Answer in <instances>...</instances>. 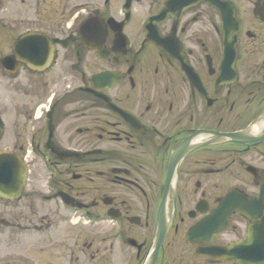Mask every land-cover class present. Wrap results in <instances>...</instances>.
I'll return each instance as SVG.
<instances>
[{
    "label": "flooded vegetation",
    "instance_id": "flooded-vegetation-1",
    "mask_svg": "<svg viewBox=\"0 0 264 264\" xmlns=\"http://www.w3.org/2000/svg\"><path fill=\"white\" fill-rule=\"evenodd\" d=\"M0 151V264H262L264 0H0Z\"/></svg>",
    "mask_w": 264,
    "mask_h": 264
},
{
    "label": "water",
    "instance_id": "water-1",
    "mask_svg": "<svg viewBox=\"0 0 264 264\" xmlns=\"http://www.w3.org/2000/svg\"><path fill=\"white\" fill-rule=\"evenodd\" d=\"M24 168L17 157L0 152V196L11 198L16 195L22 186ZM253 236H248L247 243L253 241ZM262 238L261 259L264 262V236Z\"/></svg>",
    "mask_w": 264,
    "mask_h": 264
}]
</instances>
